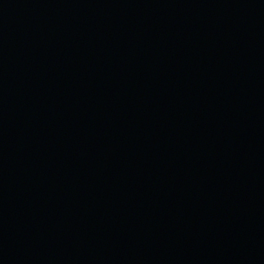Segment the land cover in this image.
Masks as SVG:
<instances>
[{"label": "water", "instance_id": "1", "mask_svg": "<svg viewBox=\"0 0 264 264\" xmlns=\"http://www.w3.org/2000/svg\"><path fill=\"white\" fill-rule=\"evenodd\" d=\"M0 264H264V0H0Z\"/></svg>", "mask_w": 264, "mask_h": 264}]
</instances>
